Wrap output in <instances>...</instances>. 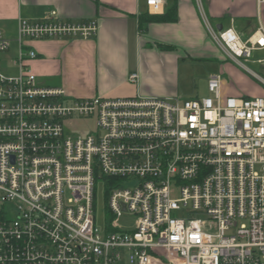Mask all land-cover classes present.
Wrapping results in <instances>:
<instances>
[{
    "label": "built area",
    "instance_id": "built-area-1",
    "mask_svg": "<svg viewBox=\"0 0 264 264\" xmlns=\"http://www.w3.org/2000/svg\"><path fill=\"white\" fill-rule=\"evenodd\" d=\"M146 6L160 15L166 0ZM235 21L208 23L212 39L264 84L240 60L264 50V26L243 40ZM97 33L56 11L21 20L19 75L0 68V264H264V97H223L220 75L194 99L71 98L38 83L27 42ZM11 46L0 31V53ZM254 62L264 71V58ZM77 121L95 129L74 133Z\"/></svg>",
    "mask_w": 264,
    "mask_h": 264
},
{
    "label": "crops",
    "instance_id": "crops-1",
    "mask_svg": "<svg viewBox=\"0 0 264 264\" xmlns=\"http://www.w3.org/2000/svg\"><path fill=\"white\" fill-rule=\"evenodd\" d=\"M173 7L176 20L160 21L149 16L146 0H0V31L13 45L21 20L41 21L52 11L68 22H96L98 33L90 40L27 42L38 54L29 67L41 86L64 89L71 98H129L179 96L182 63L219 59L208 23L231 28L236 20L243 40L264 26V5L257 0H166L163 14ZM133 73L138 85L129 82ZM222 79L223 97L244 96ZM190 95L198 98L196 91Z\"/></svg>",
    "mask_w": 264,
    "mask_h": 264
},
{
    "label": "rangeland",
    "instance_id": "rangeland-1",
    "mask_svg": "<svg viewBox=\"0 0 264 264\" xmlns=\"http://www.w3.org/2000/svg\"><path fill=\"white\" fill-rule=\"evenodd\" d=\"M171 1V0H170ZM150 15V14H149ZM162 15V14H161ZM226 24V28H227ZM251 35L248 34L244 39ZM34 42V41H33ZM219 59L213 60H192L189 59L187 63H182L183 72L181 85L184 89L179 97L182 98H196L191 97V93L198 92V98L209 97L211 94L208 90V83L210 77L213 75H222L226 82L230 83V87L244 95L258 94L264 97V84L253 77L246 68L234 62L230 57L218 47ZM17 42L13 43L12 48L5 53H0V68L2 72L8 77H17L19 75V68L14 65V60L17 58ZM264 58V50L253 54V59L245 61L240 59L245 67L258 73L264 77V71L261 66L254 61ZM183 61V60H182ZM95 121H77L74 128V133L80 134L82 132H92L95 129ZM97 208H96V225L100 231L104 232L107 216V203L105 192L102 187H99L97 194Z\"/></svg>",
    "mask_w": 264,
    "mask_h": 264
},
{
    "label": "trees",
    "instance_id": "trees-1",
    "mask_svg": "<svg viewBox=\"0 0 264 264\" xmlns=\"http://www.w3.org/2000/svg\"><path fill=\"white\" fill-rule=\"evenodd\" d=\"M176 8H166V13L163 15H152V18H159L160 21H175L176 20ZM150 16V15H149Z\"/></svg>",
    "mask_w": 264,
    "mask_h": 264
},
{
    "label": "water",
    "instance_id": "water-1",
    "mask_svg": "<svg viewBox=\"0 0 264 264\" xmlns=\"http://www.w3.org/2000/svg\"><path fill=\"white\" fill-rule=\"evenodd\" d=\"M217 29H218L219 31H221V30L223 29V25H219V26L217 27Z\"/></svg>",
    "mask_w": 264,
    "mask_h": 264
}]
</instances>
